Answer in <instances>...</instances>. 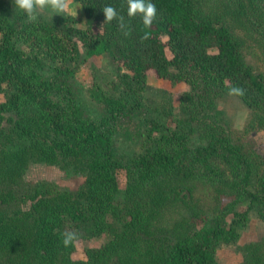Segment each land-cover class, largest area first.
<instances>
[{
  "label": "trees",
  "instance_id": "trees-1",
  "mask_svg": "<svg viewBox=\"0 0 264 264\" xmlns=\"http://www.w3.org/2000/svg\"><path fill=\"white\" fill-rule=\"evenodd\" d=\"M76 1L88 19L87 28L75 30L86 56L107 53L127 88L140 89L151 73L171 84L202 81L240 87L243 102L264 112L261 73L245 63L227 26L198 15L196 0H152L157 15L151 27L143 25L139 14L128 16L127 0ZM256 1L264 7V0ZM105 5L115 7L122 21L104 24ZM98 24L103 28L95 33L93 26ZM145 33L150 38L142 41ZM42 55L56 59L53 73L49 77L27 74ZM78 55L72 36L61 34L48 22L29 21L25 12L14 21L0 19V89L10 87L0 107L15 113L8 125L0 127V264L74 263L76 242L65 247L62 234L78 236L83 229L92 235V224L106 222L120 193V169L127 176L124 201L138 198L146 207L126 206L131 219L123 224L119 239L107 246L117 259L111 261L109 255L105 263L216 264V246L236 240L238 224L252 209H258L264 219V177L259 189H250L251 166L228 137L212 135L207 144L191 149L181 133L165 131L140 103H128L96 87L93 94L103 111L97 117L87 114L72 91L74 69L61 62ZM143 129L149 136L160 133L163 142L125 161L117 152L115 137L130 138ZM217 154L237 168L238 179L223 178L243 201L230 221L204 218L191 198L197 164L208 166ZM31 162L70 167L83 175V183L71 191L53 181L25 182L23 175ZM175 200L187 204V224L175 234L157 233L154 219ZM198 217L203 224L195 227ZM139 244L145 246L142 257L126 252ZM263 245H245L244 264H264ZM101 256H106L101 250L91 255L92 264Z\"/></svg>",
  "mask_w": 264,
  "mask_h": 264
},
{
  "label": "rangeland",
  "instance_id": "rangeland-1",
  "mask_svg": "<svg viewBox=\"0 0 264 264\" xmlns=\"http://www.w3.org/2000/svg\"><path fill=\"white\" fill-rule=\"evenodd\" d=\"M198 15L211 18L227 26L235 37L242 58L255 72L261 73L264 82V7L256 0H196ZM72 12L56 13L51 7L37 9L34 21H45L54 25L61 34L72 36L79 48L77 59H66L65 62L74 69L71 81L75 98L87 114L97 117L102 111V105L95 99L93 90L117 98H123L128 103L138 102L148 115L152 116L166 130H175L183 135L186 144L194 149L207 144L212 135L226 136L239 147L248 160L252 171L250 189L256 191L264 177V122L260 118L263 109H254L243 102L239 95H230L228 87H218L212 83L186 81L171 84L150 74L140 89L127 88L121 81L117 64L107 53L86 56L83 40L75 31L77 28L88 27V19L82 6L76 0L71 2ZM23 11L15 9L13 0H0V19L14 21ZM28 19V17H27ZM94 31H101V25L93 26ZM40 62L34 70H27V74H37L49 77L54 71L56 59L41 56ZM10 87L0 89V103L7 101L6 94ZM96 92V91H95ZM3 107H0L2 109ZM14 112L6 107L0 110V127L9 124V118ZM264 115V112L262 113ZM160 133L149 136L147 131L138 135L117 136L115 146L117 152L125 161L132 160L144 154L145 151L163 142ZM208 166L197 164L191 198L201 215L209 217H224L228 221L233 219V210L243 201L238 200L235 192L224 184L238 179L237 168L227 164L223 156L217 154L209 159ZM119 181V195L111 210L107 212L106 222L92 224L94 234L85 233L82 229L75 243L72 253L75 261L72 264H92L90 256L97 250L105 257H99L97 264L105 263L110 255L107 246L113 240L119 239L123 224L131 216L126 206L144 208L146 204L136 198L124 201V190L127 176L124 169L117 173ZM23 179L28 183L38 181H53L62 190H77L83 183L82 174L72 168H61L57 165L31 162L25 169ZM182 200L168 203L154 219L157 233L175 234L186 225L188 209ZM91 223V222H90ZM203 219H195V227H200ZM165 230L162 232V230ZM175 229V230H174ZM169 231V232H168ZM237 238L233 242H221L216 246V264H244L246 251L244 246L249 243L264 244V219L258 209H252L248 216L237 226ZM144 245L127 249V253L135 258L143 256ZM264 256V245L262 246ZM125 252V253H126ZM113 253V252H112ZM105 259V261H104ZM111 261L117 255H110Z\"/></svg>",
  "mask_w": 264,
  "mask_h": 264
},
{
  "label": "clouds",
  "instance_id": "clouds-1",
  "mask_svg": "<svg viewBox=\"0 0 264 264\" xmlns=\"http://www.w3.org/2000/svg\"><path fill=\"white\" fill-rule=\"evenodd\" d=\"M72 0H13L15 5V9H20L26 13L29 21H34L37 16V9H44L46 7H51V9L56 13H66L70 14L72 12L71 9ZM127 14L129 17H136L139 14L142 18L143 25L145 27H151L156 15L157 8L152 0H127ZM102 12L105 16V23H110L113 20H117L118 23L122 21V17H120L117 13L115 7L111 5H105L102 7ZM103 25L100 30H102ZM127 34V33H126ZM150 37L148 33H145L141 40H148ZM230 95H243L244 90L240 87H232L229 92ZM63 240L62 243L65 247H69L73 245L77 239L76 232H65L62 234Z\"/></svg>",
  "mask_w": 264,
  "mask_h": 264
}]
</instances>
